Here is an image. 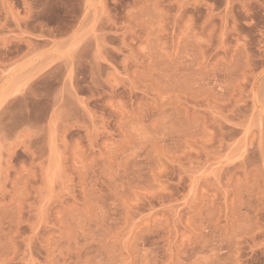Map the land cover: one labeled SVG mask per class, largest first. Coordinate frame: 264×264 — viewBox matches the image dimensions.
<instances>
[{
	"label": "rangeland",
	"instance_id": "1",
	"mask_svg": "<svg viewBox=\"0 0 264 264\" xmlns=\"http://www.w3.org/2000/svg\"><path fill=\"white\" fill-rule=\"evenodd\" d=\"M0 264H264V0H0Z\"/></svg>",
	"mask_w": 264,
	"mask_h": 264
}]
</instances>
